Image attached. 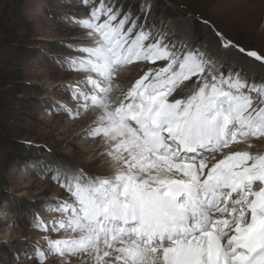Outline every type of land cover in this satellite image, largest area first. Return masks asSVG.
Segmentation results:
<instances>
[{"label": "snow or ice", "instance_id": "1", "mask_svg": "<svg viewBox=\"0 0 264 264\" xmlns=\"http://www.w3.org/2000/svg\"><path fill=\"white\" fill-rule=\"evenodd\" d=\"M87 44L62 66L69 119L90 116L108 174L57 169L66 199L34 214L35 264H264V80L177 44L120 0H79ZM208 24V20H203ZM239 59L264 54L226 37ZM134 73V75H133ZM55 234V238L53 236Z\"/></svg>", "mask_w": 264, "mask_h": 264}, {"label": "rangeland", "instance_id": "2", "mask_svg": "<svg viewBox=\"0 0 264 264\" xmlns=\"http://www.w3.org/2000/svg\"><path fill=\"white\" fill-rule=\"evenodd\" d=\"M120 3L136 15L148 10L149 26L163 30L177 44L207 50L218 60L231 61L229 56L233 53L220 48L211 30L213 25L246 49L264 54V0H120ZM28 15L34 21L31 39L35 48L20 58L24 76L18 94L21 100L15 108L22 113L17 122L21 135L9 141L0 134V264H35L23 257L42 235L30 226L33 216L39 213L43 219L51 220L53 214L45 211L49 202L66 199L68 195L51 179L57 169L82 170L89 176L108 174L104 169L108 164L99 155V140L84 135L91 123L90 116L69 119L63 112L53 110L54 104L68 102L63 86L78 78L62 62L77 55L75 47L88 43L72 23L74 16H83V6L79 0H31ZM204 19L208 20L207 25ZM4 49H0V60L10 56V50ZM248 60L257 68H264L261 62ZM244 65L242 68L234 64L251 80H262L259 74L252 78L249 67ZM55 261L56 257L49 256L47 264Z\"/></svg>", "mask_w": 264, "mask_h": 264}, {"label": "trees", "instance_id": "3", "mask_svg": "<svg viewBox=\"0 0 264 264\" xmlns=\"http://www.w3.org/2000/svg\"><path fill=\"white\" fill-rule=\"evenodd\" d=\"M30 1L1 0L0 4V49L10 50V56L0 60V95L3 96L0 101V134L9 141L21 135L17 122L22 113L15 108L21 100L18 94L24 76L20 58L35 48L34 39H31L34 21L28 15Z\"/></svg>", "mask_w": 264, "mask_h": 264}, {"label": "bare ground", "instance_id": "4", "mask_svg": "<svg viewBox=\"0 0 264 264\" xmlns=\"http://www.w3.org/2000/svg\"><path fill=\"white\" fill-rule=\"evenodd\" d=\"M237 1V0H236ZM212 44V43H211ZM214 48V47H213ZM231 62L233 63V65L236 64H240V66L243 65V63L245 64L244 67H249V74L252 78L256 77L257 74H259L262 78V80H264V68H257V65L254 64L253 62L249 61L248 59H245L246 62L242 61L241 59L237 58L234 56V54H231L230 56ZM240 60V61H238ZM230 61V60H229ZM243 68V66H242ZM257 68V70H255ZM105 171L108 173L109 172V168L108 165L104 168Z\"/></svg>", "mask_w": 264, "mask_h": 264}]
</instances>
